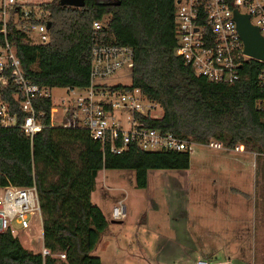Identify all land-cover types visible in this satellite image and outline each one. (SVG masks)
Listing matches in <instances>:
<instances>
[{"label":"trees","instance_id":"obj_1","mask_svg":"<svg viewBox=\"0 0 264 264\" xmlns=\"http://www.w3.org/2000/svg\"><path fill=\"white\" fill-rule=\"evenodd\" d=\"M41 6L49 13L50 41L15 46L22 74L32 84L48 90L86 88L92 47L126 45L133 50L131 82L109 87L137 88L161 106L160 117L138 114L145 126L199 145L216 139L227 149L241 144L245 150L264 154V118L255 109L261 97L256 79L260 62L243 61L241 79L231 84L198 75L176 54L175 0H85L80 7L51 0ZM94 21L100 22L98 29L93 28ZM4 40L0 32V44ZM2 75L7 80L0 84V106L5 105L16 122L4 126L0 121V188L35 184L43 246L54 254L64 253L65 259L43 257L4 231L0 232V264H102L92 254L107 227L102 211L91 201L99 171L133 170L136 186L145 188L148 170L187 169L190 152L144 151L133 144L120 153L109 152L85 128L63 126L70 115H62L60 109L68 96L54 105L50 94L31 100L43 127L30 138L21 129L28 114L22 108L24 96L8 71ZM53 106L61 111L55 123Z\"/></svg>","mask_w":264,"mask_h":264},{"label":"built area","instance_id":"obj_2","mask_svg":"<svg viewBox=\"0 0 264 264\" xmlns=\"http://www.w3.org/2000/svg\"><path fill=\"white\" fill-rule=\"evenodd\" d=\"M50 1L0 0V32L5 36L4 42L0 44V84L6 83L7 79L2 73L8 71L24 96L22 108L28 114L21 129L30 138L43 127L36 117L31 100L36 96H49V91L48 88L32 84L23 76L15 46L44 45L50 41L49 13L41 6ZM234 9L240 14H247L249 23L257 27L259 35L264 39V0H175L176 54L191 65L198 75L223 84L241 79L239 68L243 61L254 59L260 62L256 79L261 97L258 98L255 109L257 115L264 118V60L243 52V43L233 20ZM92 26L98 29L100 22L94 21ZM91 56L90 85L86 88H66L73 95H68L63 109H60L62 115H70L63 126L85 128L93 139L100 142L103 149L112 153H120L130 144L144 151L188 152L197 145L170 132L164 133L145 126L138 114L156 118L161 116L162 108L155 101L146 98L139 89L123 91L111 89L110 85L103 86L102 80L106 77L124 67L131 68V47L96 44L92 47ZM0 117L4 126L14 125L16 122L15 115L10 114L3 104L0 106ZM202 145L217 150H243L241 144L227 149L216 139H210ZM1 190L0 232L9 231L18 237V229L28 230L37 224L41 230L37 242H42V213L35 184L25 187L8 184L1 187ZM123 207H114L113 216L123 215ZM38 253L43 257L65 259L64 253H52L43 246V242ZM196 264L226 262L198 259Z\"/></svg>","mask_w":264,"mask_h":264},{"label":"rangeland","instance_id":"obj_3","mask_svg":"<svg viewBox=\"0 0 264 264\" xmlns=\"http://www.w3.org/2000/svg\"><path fill=\"white\" fill-rule=\"evenodd\" d=\"M102 81L128 85L130 68ZM48 91L54 105L73 95L64 87ZM58 107L52 108L54 123L61 118ZM253 162L264 164V154L197 144L190 151L189 168L150 169L145 188L136 186L133 170L99 171L91 201L102 211L107 227L92 254L102 264H196L195 250L207 245L218 246L212 254L230 264H264V168L257 167L253 175L252 169L237 171L233 166ZM229 187L242 192L232 193ZM121 205L124 214L114 217V207ZM18 234L26 247L41 249L39 225L18 229Z\"/></svg>","mask_w":264,"mask_h":264},{"label":"water","instance_id":"obj_4","mask_svg":"<svg viewBox=\"0 0 264 264\" xmlns=\"http://www.w3.org/2000/svg\"><path fill=\"white\" fill-rule=\"evenodd\" d=\"M62 4L83 6L85 0H60ZM233 20L237 33L243 43V52L253 58L264 60V39L259 35L256 26L251 25L247 14L233 10Z\"/></svg>","mask_w":264,"mask_h":264},{"label":"crops","instance_id":"obj_5","mask_svg":"<svg viewBox=\"0 0 264 264\" xmlns=\"http://www.w3.org/2000/svg\"><path fill=\"white\" fill-rule=\"evenodd\" d=\"M242 165H244V164L238 163V164H234L233 166L236 168L237 171H238V169H241V168L250 169V170L252 169V172H250V173H252L253 175H255L254 169H257V167H258V169L264 168V166H263L264 164L255 163V162H253L252 164L248 163L246 166H242ZM257 175H259L258 172H257ZM229 189L231 190L232 193H236V194H239L242 192L241 190H236L235 187H229ZM258 193H260V192L258 191ZM260 231H262L261 227H260ZM260 239H263V238H260ZM21 244L23 245V247L28 248V249L33 251V249H31L30 247H26L22 242H21ZM214 249H219V247L213 246L211 248H208L206 245L205 247H201V248L196 249L195 251L199 252V255H198L196 260H198V259H209L211 261H215V260L225 261V262H227V264L231 263L230 261L225 260L223 258H218V256L216 254H212L214 252L213 251ZM34 252H36V251H34ZM229 255L231 256V258H234L232 255V251L229 253ZM234 264H240V263L235 261Z\"/></svg>","mask_w":264,"mask_h":264}]
</instances>
